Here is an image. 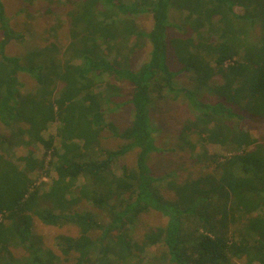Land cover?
Wrapping results in <instances>:
<instances>
[{"label":"trees","instance_id":"trees-1","mask_svg":"<svg viewBox=\"0 0 264 264\" xmlns=\"http://www.w3.org/2000/svg\"><path fill=\"white\" fill-rule=\"evenodd\" d=\"M174 7L197 39L169 35L178 27L169 17ZM144 13L152 15L150 30L138 24ZM68 16L64 40L50 25L51 44L30 43L11 55L7 47L22 43L25 32L0 0V121L9 127L0 131V264H145L153 246H161L155 258L164 264H264V137L253 135L252 123L264 118V0H80ZM148 43L149 60L132 68L131 54ZM180 74L198 82L197 97L179 84ZM121 80L133 85L132 120L123 130L106 117L121 93L113 81ZM204 89L221 103L204 101ZM167 94L185 99L194 113L180 132L192 150L207 143L228 152L209 157L213 165L204 162L205 151L193 155L203 172L182 182L172 171L155 175L148 164L158 149L152 105ZM54 122L56 134L46 137ZM105 130L124 142L104 147ZM39 145L44 152L35 157ZM16 146L27 147L23 167ZM133 148L136 163L120 164ZM49 154L55 176L42 189L29 173L45 169ZM151 209L167 222L136 237ZM36 223L74 226L76 233H59L47 245Z\"/></svg>","mask_w":264,"mask_h":264},{"label":"rangeland","instance_id":"rangeland-1","mask_svg":"<svg viewBox=\"0 0 264 264\" xmlns=\"http://www.w3.org/2000/svg\"><path fill=\"white\" fill-rule=\"evenodd\" d=\"M80 0H3L6 8V13L11 17L12 24L17 30H23L25 32V40L22 43H12L7 47V52L9 54H20L25 51L29 44L40 43V44H51L55 40L54 33L52 31L48 32L50 25H58L59 33L58 40H64L66 36V31L69 25L70 18L68 16V11L73 8L75 3ZM240 6H236V11H241ZM169 17L171 22L176 23L178 27H172L168 30L170 36L173 37H190V31L192 27L184 20L182 12L177 8L169 9ZM138 24L145 30H150L153 25V18L150 13H144L137 17ZM31 28L35 31L36 37L33 38L31 33L27 30ZM210 32V31H209ZM1 38V34H0ZM61 43V42H60ZM67 42H63V48L66 46ZM149 50L150 44L141 48L140 50L134 51L131 54L129 65L132 68L137 69L141 64H144L149 60ZM114 57V56H113ZM112 59V55L109 56ZM169 61L172 67H177L175 56L172 49H169ZM20 78L27 83L29 88L35 86V80L27 72H21ZM181 83L180 85L186 86L187 88H193L195 96H198L197 90L199 89L198 82L196 80H190L187 74L181 75L177 78ZM178 81V82H179ZM117 84L121 90L120 95L116 97L114 102L107 107L106 117L113 121L120 130L127 127L132 120V104L130 99L132 97L133 85L129 81H113ZM102 89H105L102 87ZM200 96L204 101L211 104L221 103V99L215 94L209 92V90L204 89L200 92ZM152 117L154 124L156 125V143L158 146L157 152H151L148 156V164L155 175H162L166 172L172 171L177 176V180L182 182L191 178H195L202 174L204 169L201 167L202 163L196 164L193 160V155L200 154L205 151V160L211 163L210 158L213 154L218 155H228L222 146L216 144H207L200 146L192 150L191 145L188 141L183 140L180 136L181 128L183 124L189 119L194 117V113L191 111L187 102L183 98H173L170 95H166L162 98H156L152 105ZM256 122H252L255 125L253 130V135L255 137H264V118L256 116ZM58 122L51 124L49 131L46 133V137L51 134H56V129L58 127ZM0 131L9 132V127L0 121ZM103 146L108 148H114L123 143L124 141L113 136L112 132L105 130L103 132ZM191 141H198V135L192 134ZM55 145L60 148L59 138L56 137ZM26 146H16L14 148V159L15 162L23 167V162L21 156L25 154ZM38 149V150H37ZM35 157H40L44 149L39 145L37 146ZM138 149H131L127 155H124L120 159V164L128 163L135 164L137 159ZM54 157L51 154L46 157L45 169L42 171H34L29 173L30 177L34 178V186L42 187V189H47L51 182V178L55 176V171L53 168L49 167V161H52ZM151 159V160H150ZM120 164L115 165V169L120 171ZM213 165V163H211ZM165 193L173 197V192L171 190H166ZM138 226L133 230L136 237L142 238L144 232L153 225L164 224L167 222L168 218L163 216L161 212L151 209V211L142 214L140 217ZM241 224V222L239 223ZM238 224V225H239ZM234 230L233 225L229 226V232ZM34 231L41 235L47 245L55 243L56 236L59 233L75 234L76 228L74 226L64 227L63 229L57 230L55 228L45 226L43 224L36 223ZM159 249L161 246L148 247L145 252V264H164L161 261V257L155 258V255H160ZM158 251V252H157ZM15 252L19 257L26 255V251L22 247H16ZM229 264H244L241 260L234 259Z\"/></svg>","mask_w":264,"mask_h":264},{"label":"crops","instance_id":"crops-1","mask_svg":"<svg viewBox=\"0 0 264 264\" xmlns=\"http://www.w3.org/2000/svg\"><path fill=\"white\" fill-rule=\"evenodd\" d=\"M241 11H242V9H241ZM183 16H184V20H187V18H186V16H185V13H183ZM187 22H188V20H187ZM189 23V22H188ZM191 26V25H190ZM212 35H214V34H212ZM190 37L191 38H194V39H197V34H196V32L193 30V28H192V30L190 31Z\"/></svg>","mask_w":264,"mask_h":264}]
</instances>
